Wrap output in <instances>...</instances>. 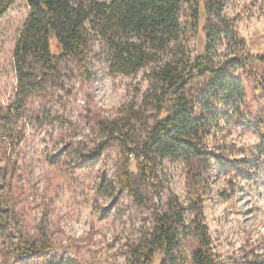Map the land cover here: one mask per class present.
Listing matches in <instances>:
<instances>
[{
    "label": "rangeland",
    "instance_id": "obj_1",
    "mask_svg": "<svg viewBox=\"0 0 264 264\" xmlns=\"http://www.w3.org/2000/svg\"><path fill=\"white\" fill-rule=\"evenodd\" d=\"M188 9L185 4L182 23ZM223 11L245 40V54L264 57V0H227ZM27 15L25 0H16L0 18V109L14 98L12 56ZM201 36L190 35L158 63L128 76L110 73L109 52L95 38L85 65L62 62L57 82L28 100L22 141L0 140V264L6 256L5 264H130L132 249L152 233L154 214L186 206L194 193L202 198L219 264L264 260V154L253 130L221 120L207 137L206 169L176 159L152 164L142 192L146 205H137L119 181L134 158L116 138L141 148L162 96L154 71L173 55L192 61L201 52ZM223 48H216L215 59L228 54ZM254 65L264 73V61ZM242 150L250 162L235 170L245 159ZM192 241H182L187 258ZM17 243H47L50 250L21 260L14 255Z\"/></svg>",
    "mask_w": 264,
    "mask_h": 264
},
{
    "label": "trees",
    "instance_id": "obj_2",
    "mask_svg": "<svg viewBox=\"0 0 264 264\" xmlns=\"http://www.w3.org/2000/svg\"><path fill=\"white\" fill-rule=\"evenodd\" d=\"M15 1L0 0V18ZM25 2L28 15L12 56L16 90L12 102L0 109L2 144L22 141L20 124L28 100L43 93L48 82H57L62 62L85 65L95 38L109 52L110 73L128 76L158 63L171 46L189 42L190 35L201 34V52L192 61L173 55L154 71L162 96L141 148H132L128 137L116 138L134 158L119 180L122 190L137 205H146L143 188L158 160L176 159L187 167L198 163L206 169L211 163L207 137L221 128V120L253 130L258 150L264 154V73L254 65V60L263 62L264 57L245 54V40L224 16L227 0ZM185 4L189 11L182 23ZM218 46L228 54L215 59ZM241 154L245 159L235 162V170L250 162L247 151ZM201 202L194 193L186 206L171 205L162 214L155 213L152 233L132 249L130 264H219ZM188 213L191 217L185 219ZM186 238L195 243L189 258L182 242ZM49 250L47 243L35 248L17 243L14 255L30 260ZM8 260L6 256L3 264ZM250 264H264V260Z\"/></svg>",
    "mask_w": 264,
    "mask_h": 264
}]
</instances>
